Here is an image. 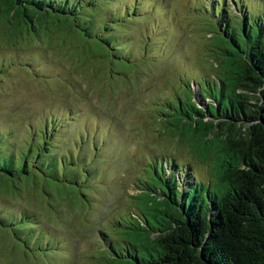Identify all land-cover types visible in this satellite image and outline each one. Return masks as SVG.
Here are the masks:
<instances>
[{"label": "rangeland", "instance_id": "rangeland-1", "mask_svg": "<svg viewBox=\"0 0 264 264\" xmlns=\"http://www.w3.org/2000/svg\"><path fill=\"white\" fill-rule=\"evenodd\" d=\"M223 1L228 10L234 9L231 0ZM212 2L117 0L123 11L137 4L134 18L139 20L119 32L122 53L133 58L127 74L116 62L88 54L85 45L65 33L58 41L45 37L42 43L14 46L5 42L0 26V58L6 55L4 49H12L10 56L25 55L9 60L0 72V131L16 130L13 143L39 146L43 123L55 116L61 127L47 139L49 148L81 160L80 171L58 167L61 178L67 173L78 185L20 181L18 194L0 187L2 216L15 226H0V264H97L98 257L110 259L111 250L103 252L105 244L115 238L113 247L121 250L116 245L120 228L143 217L135 197L139 187L151 181L154 164L168 168L164 156L188 164L185 175L209 181L210 164L196 160L190 148L167 132L160 111L173 99L201 100V93L206 94L194 84L212 76L210 63L200 61V54L210 48ZM149 41L146 53L142 47ZM210 56L209 51L207 60ZM32 130L39 133L32 136ZM19 152L22 156L24 149ZM3 188L12 191L10 185Z\"/></svg>", "mask_w": 264, "mask_h": 264}, {"label": "trees", "instance_id": "trees-1", "mask_svg": "<svg viewBox=\"0 0 264 264\" xmlns=\"http://www.w3.org/2000/svg\"><path fill=\"white\" fill-rule=\"evenodd\" d=\"M116 1L0 0V26L5 42L14 46L31 40L42 43L45 37L58 41L65 33L85 45L88 54L116 62L127 74L133 58L122 53L119 32L139 20L134 18L137 4L123 11ZM253 2L250 7L239 1L238 13L220 1L212 2L207 22L210 48L200 54L201 62L210 63L207 70L212 76L196 83L206 94L201 93V100L173 99L160 111L167 132L190 148L196 160L210 164L209 181L185 175L188 164L164 156L168 168L162 162L154 164L151 181L143 183L139 199L135 197L143 217L120 228L116 245L122 253L113 247L114 238L102 250L107 255L111 250L110 259L98 257L99 264H264V13L259 9L264 1ZM149 45L151 41L142 47L146 53ZM11 50L4 49L0 72L9 60L25 58L10 56ZM48 121L39 131V146L13 143L16 130L0 131V187L5 193L18 194L20 181L28 185L31 180H52L64 182L63 187L77 183L67 173L61 178L58 167L80 171V157L52 152L47 139L61 124L55 116ZM4 185L12 191L4 190ZM3 225L15 227L0 209Z\"/></svg>", "mask_w": 264, "mask_h": 264}, {"label": "clouds", "instance_id": "clouds-1", "mask_svg": "<svg viewBox=\"0 0 264 264\" xmlns=\"http://www.w3.org/2000/svg\"><path fill=\"white\" fill-rule=\"evenodd\" d=\"M215 1H220V0H213V2H215ZM239 1H243L244 3H249L247 0H231V2H232V5L234 6V9H232V10H234L236 13H238L237 11H238V8H240L241 6L239 5ZM226 2H228L227 0H226ZM223 4H224V1L222 2ZM210 4H211V2L210 1H208L207 2V6H206V8H208L209 9V6H210ZM224 5H226V4H224ZM246 5V4H245ZM245 5H243V6H245ZM262 5H264L263 3H262ZM261 6V5H260ZM226 7V6H225ZM214 8V7H213ZM193 84H194V82H193ZM193 84H192V86H193ZM194 85H197V84H194ZM83 129H84V127H83ZM52 234H50V236H51ZM103 244H105V241L102 243V245ZM102 249V248H101Z\"/></svg>", "mask_w": 264, "mask_h": 264}]
</instances>
